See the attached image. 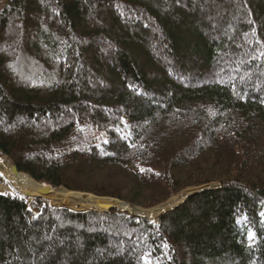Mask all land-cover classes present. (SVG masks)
Segmentation results:
<instances>
[{
    "label": "trees",
    "instance_id": "1",
    "mask_svg": "<svg viewBox=\"0 0 264 264\" xmlns=\"http://www.w3.org/2000/svg\"><path fill=\"white\" fill-rule=\"evenodd\" d=\"M0 157L86 210L216 185L0 194V264H264V0H0Z\"/></svg>",
    "mask_w": 264,
    "mask_h": 264
},
{
    "label": "rangeland",
    "instance_id": "2",
    "mask_svg": "<svg viewBox=\"0 0 264 264\" xmlns=\"http://www.w3.org/2000/svg\"><path fill=\"white\" fill-rule=\"evenodd\" d=\"M209 2H211V1H209ZM232 2H233V0H232ZM236 2V5H239V3H238V1H234V3ZM209 4H211V5H213L212 3H209ZM211 8V12H210V15H209V17H210V19H211V22L213 21V22H215V21H217V19H220L221 18V15H223L224 14V11H223V7L222 8H220L219 7V9H218V7H215V6H211L210 7ZM103 51V53H104V55L110 60L112 57H111V55H107V51L106 50H102ZM102 86V85H101ZM106 87V86H105ZM103 87L102 86V88L103 89H106V90H108V88L106 87ZM111 87H113L114 89H116L117 91H119V87L118 86H115V85H112ZM0 159H2L4 162H5V164L7 165V166H9V167H11V165L9 164V162H8V160L7 159H5V158H2V157H0ZM9 164V165H8ZM2 180H3V184L2 185H0V193H2V194H5V193H14V192H17V193H20V194H22V195H27V192H25V191H23V190H21L20 188H18V187H16L15 186V184L14 183H12V182H10V181H8L6 178H4V177H0ZM25 179L27 180V184H28V186H30V187H32V186H39V187H42L41 185H43V184H40V183H38V184H40V185H38L36 182H34L33 180H31L29 177H25ZM47 185V184H46ZM48 186H50V185H48ZM209 186H216L215 184L214 185H209ZM52 187V186H51ZM52 188H54V187H52ZM61 188H63V187H61ZM61 188H56V189H61ZM2 189V190H1ZM4 189V190H3ZM63 189H65V188H63ZM67 190V189H66ZM68 191V195L66 196V197H68L69 196V192H71V191H69V190H67ZM71 193H74V194H83V195H92V194H87V193H80V192H71ZM182 194V193H181ZM181 194L179 195V196H181ZM28 196L29 197H32L31 195H29L28 194ZM92 196H95V195H92ZM179 196H176V197H173L171 200L172 201H174V198L175 199H177V197H179ZM95 197H97V196H95ZM41 198H44V199H46L47 201H48V203H49V205L50 206H53L52 205V203H54V204H59L60 206H63V207H69V208H71L72 210L71 211H73V210H77V211H75V212H86V211H90V210H96V209H88V210H86V208H83V207H76V206H73V205H71V204H69V203H64V204H62V203H59V202H55V201H53L52 199V203H51V201L49 200V199H47L46 197H41ZM98 198H102V197H98ZM103 199H106V200H110L111 198H103ZM75 200H77V199H75ZM116 200H118V199H116ZM171 200H169V201H171ZM112 201V200H111ZM120 201V200H119ZM169 201H167L166 203H168ZM112 202H115V201H112ZM120 202H122V201H120ZM123 203H125V202H123ZM166 203H164V204H166ZM170 203V202H169ZM126 204H128V203H126ZM164 204H161V205H159V206H156V207H154V208H150V209H145V208H142V207H138V206H132V208H128V210L130 211L131 209H134V213H133V215H136V216H134V217H139V216H143V217H147V219L149 218V219H151V221L152 222H154V223H156L157 222V220H158V218H159V216H160V214L163 212V211H166L169 207H167V206H163V207H160V206H162V205H164ZM128 205H130V204H128ZM131 206V205H130ZM53 207H55V206H53ZM158 207H160V208H158ZM56 208H62V207H56ZM65 209H68V208H65ZM68 210H70V209H68ZM120 210H122V209H120ZM104 211V210H103ZM126 211V210H125ZM128 212V211H127ZM129 213V212H128ZM130 214V213H129ZM130 216H132V215H130ZM139 218H141V217H139ZM148 219V220H149Z\"/></svg>",
    "mask_w": 264,
    "mask_h": 264
},
{
    "label": "bare ground",
    "instance_id": "3",
    "mask_svg": "<svg viewBox=\"0 0 264 264\" xmlns=\"http://www.w3.org/2000/svg\"><path fill=\"white\" fill-rule=\"evenodd\" d=\"M0 177H4L8 181L14 183L16 187H18L21 190L27 192V195L28 194L31 195V196L41 195L43 197H46L49 200L52 199L53 201L60 202V203H63L65 201V199L67 198L66 196L68 195L67 194L68 191H66L64 189H56V188H52V190L47 195L41 194L40 192H41L42 187H39V186L30 187V186H28V184L26 183L27 180L25 179V177L22 174L13 175V173L11 172V167L7 166L2 159H0ZM43 185H45V184H43ZM43 185H41V186H43ZM111 200L115 201V202H112ZM173 203H174V201H173ZM164 206L168 207L169 205L168 204H166V205L164 204ZM91 207L96 209V210H106V209H110L111 207H116L118 209L120 208L122 210H126L132 215L134 213V209H131L130 211L128 210V208H132V206H130V205L126 204V203L120 202L118 200H115V199L106 200V199H103V198H99V199H97L94 202V204L91 205ZM158 208H160V207H158ZM173 208H175V207H173ZM173 208H171V209H173ZM167 211L168 210L164 211L162 214H164ZM134 216H136V215H134ZM140 217H143V216H140ZM145 218H147V217H145ZM158 220H159V218H158Z\"/></svg>",
    "mask_w": 264,
    "mask_h": 264
},
{
    "label": "water",
    "instance_id": "4",
    "mask_svg": "<svg viewBox=\"0 0 264 264\" xmlns=\"http://www.w3.org/2000/svg\"><path fill=\"white\" fill-rule=\"evenodd\" d=\"M11 172L13 173V175H20L21 173L18 171V168L17 167H15V166H11ZM46 185V184H45ZM43 185L42 186V189H41V194H44V195H47L51 190H52V187L51 186H48V185ZM211 188H214V186L212 187V186H206V187H200V188H192V189H188V190H186V191H184L183 193H187V196L185 197V199H184V202L183 203H181L179 206H181V205H183L190 197H192L193 195H195V194H197V193H200V192H202V191H204V190H206V189H211ZM61 189H63V188H61ZM64 190H66V189H64ZM67 191V190H66ZM182 193V194H183ZM2 194V193H1ZM181 194V195H182ZM26 196H28V195H26ZM29 197V196H28ZM33 197H43V196H41V195H38V196H32L31 198H33ZM179 206H177V207H175V208H173V209H170V210H168L167 212H170V211H172V210H174V209H176V208H178ZM62 208H66V207H62ZM116 207H111L110 209H106V210H104V211H108V210H111V209H115ZM116 209H118V208H116ZM120 209V208H119ZM96 211H98V210H96ZM167 212H165V213H167ZM164 213V214H165ZM163 214V215H164ZM130 215H132V214H130ZM132 216H134V215H132ZM140 217V216H139ZM145 218V217H144Z\"/></svg>",
    "mask_w": 264,
    "mask_h": 264
}]
</instances>
